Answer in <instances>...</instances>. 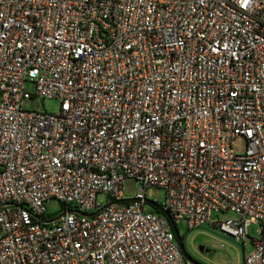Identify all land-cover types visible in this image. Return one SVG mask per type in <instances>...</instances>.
Listing matches in <instances>:
<instances>
[{"label":"built area","instance_id":"2783aa9c","mask_svg":"<svg viewBox=\"0 0 264 264\" xmlns=\"http://www.w3.org/2000/svg\"><path fill=\"white\" fill-rule=\"evenodd\" d=\"M151 187L264 264V0H0V264H194Z\"/></svg>","mask_w":264,"mask_h":264},{"label":"rangeland","instance_id":"374dc122","mask_svg":"<svg viewBox=\"0 0 264 264\" xmlns=\"http://www.w3.org/2000/svg\"><path fill=\"white\" fill-rule=\"evenodd\" d=\"M25 92L29 94L34 93V85L27 82L25 85ZM22 109L25 111L46 112L53 114L58 112L59 102L53 99L40 98H24L22 101ZM245 140L242 137H237L232 143V149L238 153H244ZM138 185L135 180H127L123 183L122 196L125 199L134 198L137 193ZM146 198L154 201L157 204H162L166 197V192L163 188L151 187L146 190ZM97 201L104 205L109 199L106 194L100 193L97 196ZM62 205L56 200L52 199L46 203V214L56 216L61 213ZM146 209L155 212L149 204ZM221 219V215H214L213 219ZM180 235L183 237L185 248L189 256L197 257V261L201 264H243L245 253L251 250V239L260 237L258 224H253L249 228V238L236 239L222 233L216 232L210 225L205 224L197 229L189 230L186 221L180 220L176 224ZM1 237V228H0ZM202 245L208 248V253L198 254L195 246Z\"/></svg>","mask_w":264,"mask_h":264},{"label":"water","instance_id":"95a60500","mask_svg":"<svg viewBox=\"0 0 264 264\" xmlns=\"http://www.w3.org/2000/svg\"><path fill=\"white\" fill-rule=\"evenodd\" d=\"M124 201H132V198L131 199H126ZM147 203L153 208L155 209L158 213H161V215H164L165 217H167L169 220H170V214L168 211H166L165 209H163L159 204H157L156 202H153V201H150V200H147ZM171 221V220H170ZM171 228H172V231L175 235V239L178 243V246H179V249L182 253V255L190 262L194 263V264H201L195 260H193L189 254L187 253L186 251V248H185V244H184V241H183V237L180 235L178 229H177V226L171 222ZM200 251L201 252H204V253H208L210 250L208 248H205V247H200Z\"/></svg>","mask_w":264,"mask_h":264},{"label":"flooded vegetation","instance_id":"af4514ba","mask_svg":"<svg viewBox=\"0 0 264 264\" xmlns=\"http://www.w3.org/2000/svg\"><path fill=\"white\" fill-rule=\"evenodd\" d=\"M196 247V249H197V252H198V254H203L204 252H201L200 251V247H204V246H202V245H197V246H195ZM197 256V255H196ZM191 257L193 260H195V261H197L198 259H197V257ZM198 262V261H197Z\"/></svg>","mask_w":264,"mask_h":264},{"label":"trees","instance_id":"16d2710c","mask_svg":"<svg viewBox=\"0 0 264 264\" xmlns=\"http://www.w3.org/2000/svg\"><path fill=\"white\" fill-rule=\"evenodd\" d=\"M155 213H157V214H161V213H158L156 210H155ZM164 216V215H163ZM164 218L167 220V222L169 223V224H171V222L173 223V219H172V217L170 216V220L167 218V217H165L164 216Z\"/></svg>","mask_w":264,"mask_h":264},{"label":"snow or ice","instance_id":"6c2138e0","mask_svg":"<svg viewBox=\"0 0 264 264\" xmlns=\"http://www.w3.org/2000/svg\"><path fill=\"white\" fill-rule=\"evenodd\" d=\"M247 4V0H245V5Z\"/></svg>","mask_w":264,"mask_h":264}]
</instances>
